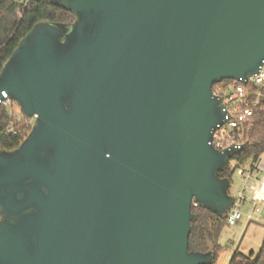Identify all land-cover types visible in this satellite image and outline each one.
<instances>
[{"label": "water", "instance_id": "1", "mask_svg": "<svg viewBox=\"0 0 264 264\" xmlns=\"http://www.w3.org/2000/svg\"><path fill=\"white\" fill-rule=\"evenodd\" d=\"M0 71L27 117L0 149V264H211L192 205L225 218L212 87L264 65V0H53Z\"/></svg>", "mask_w": 264, "mask_h": 264}, {"label": "trees", "instance_id": "2", "mask_svg": "<svg viewBox=\"0 0 264 264\" xmlns=\"http://www.w3.org/2000/svg\"><path fill=\"white\" fill-rule=\"evenodd\" d=\"M74 19L71 11L55 4L53 0H27L25 5L17 0H0V71L20 40L34 25L41 22L70 24ZM230 82L232 80L221 83ZM260 104H264V99ZM10 122L7 109L0 106V149L3 150L15 149L28 133L17 123L13 125L17 133H10ZM242 132V147L231 158L226 169L219 173L220 177L230 180V183L240 165L250 162L251 168H255L264 152V112L259 107L254 109L250 123L243 127ZM191 211L195 221L189 235V250L211 251L214 255L213 264L222 251L219 236L228 224L225 218L198 205H192ZM228 264H264V238L257 252L251 251L249 255L233 252Z\"/></svg>", "mask_w": 264, "mask_h": 264}, {"label": "built area", "instance_id": "3", "mask_svg": "<svg viewBox=\"0 0 264 264\" xmlns=\"http://www.w3.org/2000/svg\"><path fill=\"white\" fill-rule=\"evenodd\" d=\"M17 1L24 5L27 2V0ZM212 92L224 104L225 120L213 132L211 144L218 150L230 147L239 149L243 143L242 129L250 123L254 109L259 107L264 112V104H260V101L264 99V65L258 73L253 74L242 82L232 80L230 83H221L219 86L215 84L212 87ZM14 103L5 92H2L0 106H4L7 109V107L11 108ZM8 115L11 119L8 128L12 134L17 133V130L13 126L14 123L20 124L24 128L23 131L28 130L29 132L36 117L35 114L31 117L23 114L14 116L12 113ZM238 172L239 174H244L245 183L243 189L238 192V195L233 197L232 206L225 216V220L229 226L234 225L243 217L244 214L240 207L243 201L247 200L251 190L254 191L250 200L253 205V211L246 215L247 220L259 221L260 206L264 204V177H257L256 168H250L246 173L241 172V170ZM255 182H259V185H256ZM253 213L256 215H253Z\"/></svg>", "mask_w": 264, "mask_h": 264}, {"label": "rangeland", "instance_id": "4", "mask_svg": "<svg viewBox=\"0 0 264 264\" xmlns=\"http://www.w3.org/2000/svg\"><path fill=\"white\" fill-rule=\"evenodd\" d=\"M221 84H216L219 86ZM8 114L12 113L14 116L21 115V111L16 103L13 106L7 107ZM264 163V152L259 157ZM251 168L250 162H246L238 167L233 173L232 183L229 188V193L232 197H236L238 192L243 189L244 174ZM253 190L248 194L247 200L241 204V211L244 214L243 217L234 225H226L218 239L219 245L222 249L219 258L213 264H228L233 252L238 251L240 254L249 255L251 251L257 252L261 245L264 236V204L261 205V211L258 215L259 221H248L246 215L253 211V205L251 203V196ZM244 193H246L244 191ZM253 215H256L253 213Z\"/></svg>", "mask_w": 264, "mask_h": 264}, {"label": "crops", "instance_id": "5", "mask_svg": "<svg viewBox=\"0 0 264 264\" xmlns=\"http://www.w3.org/2000/svg\"><path fill=\"white\" fill-rule=\"evenodd\" d=\"M255 168L257 171V177L261 178L264 177V163L262 162V160H258L255 164ZM256 185H259V182H255ZM264 238V236H263Z\"/></svg>", "mask_w": 264, "mask_h": 264}]
</instances>
